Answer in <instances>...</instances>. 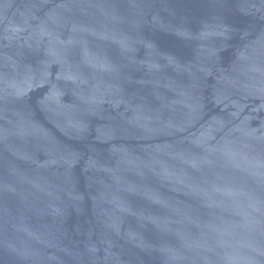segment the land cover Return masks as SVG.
Wrapping results in <instances>:
<instances>
[{"label": "water", "instance_id": "obj_1", "mask_svg": "<svg viewBox=\"0 0 264 264\" xmlns=\"http://www.w3.org/2000/svg\"><path fill=\"white\" fill-rule=\"evenodd\" d=\"M0 264H264V0H0Z\"/></svg>", "mask_w": 264, "mask_h": 264}]
</instances>
